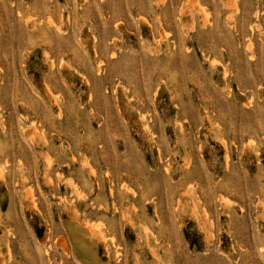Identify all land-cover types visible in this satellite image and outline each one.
I'll return each instance as SVG.
<instances>
[{
	"label": "rangeland",
	"instance_id": "obj_1",
	"mask_svg": "<svg viewBox=\"0 0 264 264\" xmlns=\"http://www.w3.org/2000/svg\"><path fill=\"white\" fill-rule=\"evenodd\" d=\"M0 264H264V0H0Z\"/></svg>",
	"mask_w": 264,
	"mask_h": 264
}]
</instances>
